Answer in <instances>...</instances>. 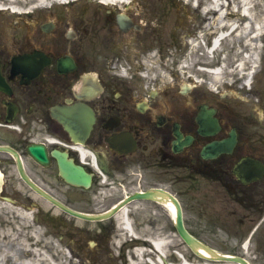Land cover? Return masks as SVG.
Here are the masks:
<instances>
[{
	"label": "flooded vegetation",
	"instance_id": "1",
	"mask_svg": "<svg viewBox=\"0 0 264 264\" xmlns=\"http://www.w3.org/2000/svg\"><path fill=\"white\" fill-rule=\"evenodd\" d=\"M169 10L0 25V264H137L159 237L168 263L202 261L172 198L197 241L264 255V37L257 69L224 84L197 68L220 54L189 45L211 44L206 20Z\"/></svg>",
	"mask_w": 264,
	"mask_h": 264
},
{
	"label": "bare ground",
	"instance_id": "2",
	"mask_svg": "<svg viewBox=\"0 0 264 264\" xmlns=\"http://www.w3.org/2000/svg\"><path fill=\"white\" fill-rule=\"evenodd\" d=\"M78 2V1H90L97 4L101 8H112L114 11L117 9H123L130 5L134 6L137 0H0V12L11 14L19 13L18 15H31L36 10L52 8L54 5H60L63 2ZM186 3L198 2L202 7L201 12L204 15L209 14L211 18H208V22L204 24V27L208 25L214 29L216 32V39H214V44L210 47V51L217 52L221 46V42L218 43V38H223L227 35H231L235 41L236 50L245 49L249 51L250 55L246 56V59L242 61L239 59L237 65L240 67L243 63L251 61L253 66L256 62L255 55L257 54V42L262 37L264 33V9L260 4L261 0H183ZM154 2L149 1L148 6L152 7ZM145 5L136 6L135 10L147 11ZM23 12H27L23 14ZM227 31L225 34L221 31ZM225 65V61L221 62V66ZM218 74L219 68L215 70ZM169 210L170 207H169ZM153 244L154 252H152L151 259H146L145 249L138 248L135 251V255L139 259L141 264H159V259L161 254H164V245L168 241L164 238H153L151 239ZM247 242V239H246ZM144 259H143V257ZM145 260V261H144ZM149 260V261H148ZM183 260V259H182ZM148 261V263H147ZM135 264V262H132ZM181 264L186 263L184 260ZM196 264V263H191ZM199 264V263H197ZM202 264V263H201ZM207 264V263H203Z\"/></svg>",
	"mask_w": 264,
	"mask_h": 264
},
{
	"label": "rangeland",
	"instance_id": "3",
	"mask_svg": "<svg viewBox=\"0 0 264 264\" xmlns=\"http://www.w3.org/2000/svg\"><path fill=\"white\" fill-rule=\"evenodd\" d=\"M149 1H151V2H154L153 3V7L154 6H157V7H159L160 6V9L162 8V6L166 3V1L165 0H149ZM163 1V4H161V2ZM262 1H263V3H262ZM138 2H140V4L141 5H146L147 4V2H148V0H138ZM149 3V2H148ZM160 3V4H159ZM76 4L77 5H81V6H86V5H93V3L92 2H90V1H85V2H83V1H78V2H76ZM260 4L262 5V9H263V7H264V0H261L260 1ZM171 6V4L170 5H168L167 7L165 6V12H171V10H169L170 8H168V7H170ZM189 6V5H188ZM57 7V6H56ZM150 6H148V7H146V8H149ZM73 8V7H72ZM84 8V7H83ZM131 9H133V8H129L128 10H131ZM151 11H155V10H158V9H156V7H154V8H151L150 9ZM188 11H189V13L192 15V14H194V15H196V17L198 18V20H201L202 18L200 17L201 15L199 14V12H197V11H195V9L194 8H192V7H188ZM162 12V11H161ZM202 14H203V12H202ZM37 15H39L38 13H35L32 17H36ZM16 16H13V15H8V13H2V12H0V23H10L12 20H15L14 18H15ZM11 18H12V20H11ZM11 20V21H10ZM16 20H19V21H17V23H19L17 26H19V25H21L22 24V19H20V18H16ZM204 23V22H203ZM16 28V27H15ZM235 51L236 52H238V53H240V51L241 50H236L235 49ZM211 219V217H206V220H207V224L210 226V222L212 221V220H210ZM246 222L242 225H239V229H240V232H241V230L242 229H244L245 228V226H246ZM236 225H237V223H236V218H233L232 219V222H229V223H227L226 224V228L227 229H225L226 231L228 230V232H231V231H233L234 229H235V227H236ZM207 228H208V226H207ZM242 228V229H241ZM210 244H213L214 243V241H212L210 238H209V236L207 237V239H206ZM215 247H217V249L219 250V251H221V252H232V250L231 249H233L231 246H229V245H227V243L226 244H220V246H215ZM248 260L250 261V263L251 264H264V255H262V256H258V257H256V258H248ZM214 264H234V263H232V262H229V261H214ZM236 264V263H235Z\"/></svg>",
	"mask_w": 264,
	"mask_h": 264
},
{
	"label": "water",
	"instance_id": "4",
	"mask_svg": "<svg viewBox=\"0 0 264 264\" xmlns=\"http://www.w3.org/2000/svg\"><path fill=\"white\" fill-rule=\"evenodd\" d=\"M176 206H177V228H178V232H180V234L182 235L183 238H185L186 240L188 239V234L186 231H184L183 227H182V221L180 220V210L178 208V204L176 203ZM204 249L210 253V255H212V259L213 257L216 258V259H220V260H228V261H233V262H239L240 264H248V261H245L244 259H242L241 257H238V256H229V255H226V254H219L218 252L216 251H212L210 248L204 246Z\"/></svg>",
	"mask_w": 264,
	"mask_h": 264
}]
</instances>
